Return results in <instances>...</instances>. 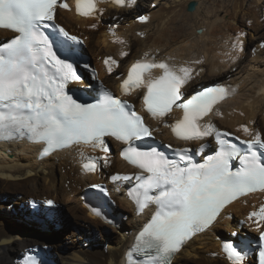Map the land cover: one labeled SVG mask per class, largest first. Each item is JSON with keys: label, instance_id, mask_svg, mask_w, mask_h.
I'll return each instance as SVG.
<instances>
[{"label": "snow or ice", "instance_id": "6c2138e0", "mask_svg": "<svg viewBox=\"0 0 264 264\" xmlns=\"http://www.w3.org/2000/svg\"><path fill=\"white\" fill-rule=\"evenodd\" d=\"M101 2L75 0V11L82 17H92ZM112 3L124 8L135 5L137 0ZM58 9L70 10L64 0H0V29L16 34L0 42V142L44 145V156L81 144L109 152L106 137L125 145L120 155L140 174H115L110 179L117 190L119 182H137L128 195L138 214L155 206L128 253L127 264H173L188 243L214 225L226 206L249 194L264 193V138L242 125L239 130L251 137L240 141L247 149L242 152L229 142L228 132L201 123L215 105L237 93L236 87L217 82L185 99L192 70L157 62L145 53L129 69L121 84L122 92L128 95L146 88L143 105L153 118L163 119L173 106L182 109V119L171 128L177 139L192 142L211 137L218 147L203 163L194 161L188 149L177 152V159L156 147L142 150L135 142L151 137L152 132L130 105L103 88L96 103H79L67 91L71 82L83 79L74 64L83 41L55 23ZM139 21L146 23L147 17ZM48 29L53 33L46 34ZM243 35L238 34L237 41ZM237 47L232 45L234 51ZM104 63L111 73V66L117 62L109 58ZM152 69H160L162 75L149 79ZM85 159L83 170L94 172L97 161ZM94 212L104 218L100 211ZM247 219L257 225L254 230L259 237L249 244L224 241L222 251L229 264H247L250 253L253 264H264V206ZM133 253L143 259H133ZM22 264L37 262L28 259Z\"/></svg>", "mask_w": 264, "mask_h": 264}, {"label": "bare ground", "instance_id": "6f19581e", "mask_svg": "<svg viewBox=\"0 0 264 264\" xmlns=\"http://www.w3.org/2000/svg\"><path fill=\"white\" fill-rule=\"evenodd\" d=\"M146 1L148 0H137L131 7L120 8L112 3V0H103L97 4V13L92 17H82L75 11V0H64L70 10L58 9L63 23L57 22L71 33L83 37L93 52H100L96 56L97 59L100 58L97 65L98 78L117 94H121V84L127 78L132 64L148 53L149 58L154 57L157 62L166 61L177 69L188 67L192 70V80L185 86L186 91L182 89L185 91V99L194 94L198 86L205 88L219 82L224 86L237 88L234 96L215 105L212 113L201 123H210L217 129L228 130L249 140L251 137L239 130L242 125L262 135L264 53L255 48L256 55L253 54V58L250 55L246 61L250 51L248 34L237 26L232 27L231 18L227 20L231 15L238 16L252 0H172L170 5L163 4L162 0H151L149 6L144 4ZM191 2L198 4L194 12L188 11ZM256 2L259 7L255 8V11L264 10V0ZM136 12L142 14H139V17L135 14L138 20L140 17H147V22H134L132 16ZM121 18H124V21H121ZM260 18L258 17L259 20ZM104 19L108 20L107 24L101 23ZM119 22L121 25H116ZM113 25H116L117 29L108 28ZM78 28L82 31H76ZM113 30L115 35L111 33ZM240 33L244 35L237 41L236 37ZM11 36L8 31L0 30V40ZM119 40L123 43L117 42ZM234 43L238 46L235 51L232 48ZM122 53L128 55L122 56ZM109 58L120 61L118 67L111 66V73L104 63L105 59ZM158 77L159 75L154 73L149 79ZM88 79L93 78L85 75V80ZM211 81L216 82L209 83ZM83 85L90 84L84 81ZM145 93L146 88H141L123 97L142 109ZM182 117V109H175L163 119L149 118L148 121L153 125L159 139L183 147L186 142L177 139L171 130ZM188 143L199 145L200 142ZM107 144L110 147L109 154L100 148L76 147L44 156V145L26 142L0 143V192L3 195H13L14 201L17 200L16 204H21L26 199L22 194L33 195L47 204L52 201L51 208L64 204L78 224L82 221L89 223L80 224L77 231L69 234L73 238L72 245H69L67 251L61 252L60 242L43 235L36 236L28 227L52 229L58 224L61 225L59 216L52 209L43 208L41 214H36L40 217V223L34 220V215L28 208L21 205L14 213H9L7 203H2L7 210L0 214V264H21L24 253L40 244L50 245L53 264H127L128 253L133 250L136 237L154 211L137 215L124 189L118 187L117 190L114 184L112 196L117 202V207L131 212L120 226L108 225L84 205L82 192L87 186L107 180L110 175L132 171L120 156V144L112 139H108ZM85 158L97 161L94 172L83 170ZM10 202H13L12 198ZM261 206H264V193L249 195L226 206L214 225L188 243L174 258L173 264H229L222 252V240H237L230 238L231 236L226 238V231L258 233L254 230L257 225L247 217ZM20 221L24 224L20 225ZM242 221L246 222L243 227ZM99 235L102 237L101 241H107L106 247L100 241ZM54 256L59 257L60 261L55 260ZM247 264H253V261H247Z\"/></svg>", "mask_w": 264, "mask_h": 264}, {"label": "rangeland", "instance_id": "374dc122", "mask_svg": "<svg viewBox=\"0 0 264 264\" xmlns=\"http://www.w3.org/2000/svg\"><path fill=\"white\" fill-rule=\"evenodd\" d=\"M162 2H163V4L164 3L165 4H169V5L172 4V0H162ZM150 3H151V0H148L144 4L145 5L147 4L149 6ZM153 3L154 2H152V5H153ZM257 4L258 3L256 2V0H252V1L249 2V5L248 6H245L244 10H242L238 14V16L231 15L227 19V20H230V18H231L230 24L232 25V27L237 26L240 29H242L245 34H248V36L247 35L246 36H247L248 41L250 42V44H248V50H250V51H249V54L246 56V61H247V59L249 58L250 55H252V58H253V54H254V56L256 55L255 48H258L259 51H261V52L264 53V45H263L264 44V10H260L259 12H256L255 11V8H258L259 7V6H257ZM145 10H148V8H145ZM255 12H256V14H255ZM135 14L138 17H139V14L140 15H142V14H141V12L133 13L132 20L134 22H139V20H138V18L136 17ZM105 15H108V14H104V16ZM60 16L58 14L56 20L58 22L63 23V20H62V18ZM256 17H257V19H256ZM258 17H261L260 18L261 20H259ZM108 19L111 20L110 17ZM114 19H116V18H114ZM121 21H124V18H121ZM256 21L257 22L258 21H261L262 23L260 24L259 22L257 23ZM103 22L105 24H107L108 20L107 19H104V21H102L101 23H103ZM120 22L119 23H116V25H121L122 22L121 23ZM116 25L108 26V28L114 27L115 29H117V26ZM101 26H102V24H100V27ZM245 29H246L247 32L245 31ZM76 31L81 32L82 30H81V28H78V29H76ZM112 32L115 33V30L111 31V33ZM86 52L90 56V58L92 59L94 65L97 66L98 63H99V61H100V58L97 59L96 56H98V54L100 52L98 50L96 52H93V50L91 49V46H89V45H87V47H86ZM262 56H264V54H262ZM243 65H245V62H244ZM116 66L118 67L119 65H117V63H116ZM122 73L124 74L123 71H122ZM89 77H92V76L89 75ZM98 77H99V75H98ZM88 81H92V79H88ZM212 82H216V81H211L209 83H212ZM218 124H219V126H221L220 123H218ZM227 129H230V128H227ZM261 132H262V136L264 138V129ZM114 155L115 156L117 155V151L114 153ZM109 174H111V173H109ZM110 177H111V175H110ZM110 177H109V179H110ZM0 196H1L0 197V214L5 213V210H7L6 208L3 207V205H1L2 203H7V208H8L7 211L9 213H14L16 211L15 209H18L21 205L24 206L25 208H28L30 210V208L28 206V200L29 199H32V198L33 199H38V198H34L33 195H23L22 194V196H25L26 199L21 204H16L15 201H17V200L14 201V198H13L14 196L13 195H11V194H5V195H3L2 192H0ZM76 196L78 197V195H76ZM11 198H12V201L13 202H10L9 203V201L11 200ZM45 203H47V202H45ZM61 206H54L52 208V210L55 212V214L59 216V220L61 222V225L58 224L56 228L53 227L52 229H50V228L49 229L48 228H41V227H37V226H28V227H29V231L35 233L36 236L43 235V236H46V237L53 238L54 240H57L58 243L60 242V244H61L60 245V251L61 252H65V251L68 250L69 245H72V242L71 241L73 240V238L69 234L72 231H77V228H78V226L80 224L87 225L89 223H87L86 221H82L80 224H78V221L75 219L74 215L68 210L67 205L61 204ZM117 211L124 212L126 214V216L129 215V214H131V212L129 210L128 211L127 210L125 211V210L121 209L120 206L117 207ZM126 220L124 219L123 221H126ZM20 223H21L20 225L24 224V222H21V221H20ZM245 224H246V222H245ZM233 231H235V230L226 231V238H227V236L230 237L231 236L230 234ZM235 232H238V231H235ZM98 237H99V239L101 241V238L102 237L100 235ZM230 238H232V237H230ZM101 242H102V244H104L105 247L108 245L107 241H101ZM40 245H43V244H40ZM55 251L58 252V250H55ZM54 258H55V260L60 261V258L59 257L54 256ZM54 264H55V262H54ZM60 264H61V262H60ZM188 264H190V263H188Z\"/></svg>", "mask_w": 264, "mask_h": 264}, {"label": "water", "instance_id": "95a60500", "mask_svg": "<svg viewBox=\"0 0 264 264\" xmlns=\"http://www.w3.org/2000/svg\"><path fill=\"white\" fill-rule=\"evenodd\" d=\"M197 5H198L197 2H191L188 6V11L194 12L196 10Z\"/></svg>", "mask_w": 264, "mask_h": 264}]
</instances>
